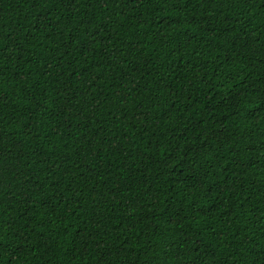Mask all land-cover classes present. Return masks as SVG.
Instances as JSON below:
<instances>
[{
    "label": "trees",
    "instance_id": "1",
    "mask_svg": "<svg viewBox=\"0 0 264 264\" xmlns=\"http://www.w3.org/2000/svg\"><path fill=\"white\" fill-rule=\"evenodd\" d=\"M0 264H264V0H0Z\"/></svg>",
    "mask_w": 264,
    "mask_h": 264
}]
</instances>
